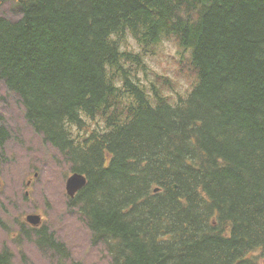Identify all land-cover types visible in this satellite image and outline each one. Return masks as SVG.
Wrapping results in <instances>:
<instances>
[{
    "label": "trees",
    "instance_id": "obj_1",
    "mask_svg": "<svg viewBox=\"0 0 264 264\" xmlns=\"http://www.w3.org/2000/svg\"><path fill=\"white\" fill-rule=\"evenodd\" d=\"M5 3L20 17L0 14V81L67 173L87 177L68 209L110 264H264V0ZM128 33L187 51L191 92H148ZM10 138L0 122V175ZM37 236L71 257L54 231Z\"/></svg>",
    "mask_w": 264,
    "mask_h": 264
},
{
    "label": "rangeland",
    "instance_id": "obj_2",
    "mask_svg": "<svg viewBox=\"0 0 264 264\" xmlns=\"http://www.w3.org/2000/svg\"><path fill=\"white\" fill-rule=\"evenodd\" d=\"M0 14L14 21L20 17L19 11L7 3L0 5ZM122 46V50L140 55L146 70H138V76L148 92L154 84L177 103L179 96H187L195 86L196 78L181 71L187 66L189 53L175 40L165 39L144 48L128 33ZM0 122L11 132L0 175V252L8 249L13 253L14 264H110L106 248L93 244L87 222L76 210L68 209L66 185L70 173L34 132L18 97L1 81ZM30 214L43 218L40 227L27 223ZM41 227L55 232L67 246L70 258L40 248L36 229Z\"/></svg>",
    "mask_w": 264,
    "mask_h": 264
},
{
    "label": "water",
    "instance_id": "obj_3",
    "mask_svg": "<svg viewBox=\"0 0 264 264\" xmlns=\"http://www.w3.org/2000/svg\"><path fill=\"white\" fill-rule=\"evenodd\" d=\"M87 185V178L83 174L75 173L67 181V194L74 198L76 194ZM27 222L32 226L38 227L42 224L40 215L32 214L27 217Z\"/></svg>",
    "mask_w": 264,
    "mask_h": 264
},
{
    "label": "bare ground",
    "instance_id": "obj_4",
    "mask_svg": "<svg viewBox=\"0 0 264 264\" xmlns=\"http://www.w3.org/2000/svg\"><path fill=\"white\" fill-rule=\"evenodd\" d=\"M11 129V128H10Z\"/></svg>",
    "mask_w": 264,
    "mask_h": 264
}]
</instances>
